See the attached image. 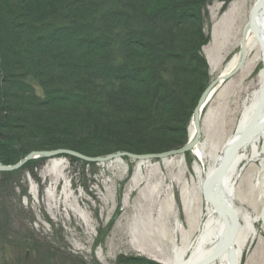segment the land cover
<instances>
[{
  "label": "trees",
  "instance_id": "obj_1",
  "mask_svg": "<svg viewBox=\"0 0 264 264\" xmlns=\"http://www.w3.org/2000/svg\"><path fill=\"white\" fill-rule=\"evenodd\" d=\"M211 1L0 0V162L185 145L209 83L201 49Z\"/></svg>",
  "mask_w": 264,
  "mask_h": 264
},
{
  "label": "rangeland",
  "instance_id": "obj_2",
  "mask_svg": "<svg viewBox=\"0 0 264 264\" xmlns=\"http://www.w3.org/2000/svg\"><path fill=\"white\" fill-rule=\"evenodd\" d=\"M258 1L212 0L207 6L209 25L204 32L210 41L201 55L208 67V85L222 79L226 65L239 54L242 34ZM245 54L240 70L226 83L220 80L204 106L198 143L205 144L209 155L220 153L236 133L244 102L260 88L258 75L264 63L255 60V51ZM192 125L190 120L188 134ZM197 146L167 159L122 157L95 164L59 156L0 172V264H119V258L129 257L172 264V247L184 239L194 240L206 213L193 165L198 162L204 177L207 164L197 161ZM25 157L12 165L0 163L12 167ZM52 160L63 163L53 167ZM140 162L143 168L137 173ZM241 168L234 183L235 205L259 218L264 192L256 186L258 165ZM258 221V236L240 264H264V226Z\"/></svg>",
  "mask_w": 264,
  "mask_h": 264
},
{
  "label": "bare ground",
  "instance_id": "obj_3",
  "mask_svg": "<svg viewBox=\"0 0 264 264\" xmlns=\"http://www.w3.org/2000/svg\"><path fill=\"white\" fill-rule=\"evenodd\" d=\"M259 8H257L255 11L254 19L250 24V27L246 30L245 34H242V36H245V39L241 38L240 44H244V47H241L244 49V53L248 52L249 54L250 51H255V60L264 63V10ZM241 48L238 52L239 54L233 57L222 71V79L227 77V75L236 69L237 63L240 62L239 55ZM245 56L246 54H244V57L242 58V65L245 63ZM258 81L260 88L253 92L252 95L244 102L237 131L225 142L222 151L218 154L215 153L209 155L204 143H201L200 145L198 143L197 145L199 147L197 146L198 148L194 150V155L196 156L197 161L205 162L207 164L204 177L203 169L200 167L198 162H195L193 165V172L198 180V190L203 191V194L205 192V189H203L204 183L209 179V177L216 173V171L224 163H228V166L225 167L223 177L218 183H214L212 189L208 193L209 197H211L213 201L218 204H222L226 208H213V206H211L208 202L206 194H204L203 198L205 199L204 202L206 205V213L202 214V219L199 226L197 227V236L194 240L184 239L181 245L176 243L172 247V264H240V260L244 253L258 236V231L255 227V224L259 222L258 220H261L262 225L264 226V204L259 218L253 217L245 209L237 207L235 205L236 186L234 184L238 174H240L239 172L242 169L241 167L243 164L256 163L258 165L256 186L262 192H264V159L259 155V153H262L263 151L261 146L264 142V107L262 108L261 112H255L257 105L256 103H258L259 100L264 101L263 68L260 70L258 75ZM214 82V80L210 81V85ZM224 83H226V81ZM210 85L204 89L203 93L198 99V102L205 91L208 90ZM214 91L212 94H209L213 95ZM209 94H207V98L210 96ZM198 102L192 111L191 120L194 118V113ZM203 110L204 107L199 112L200 135L201 122L204 113ZM249 123H251L254 127H260L261 130L257 129V132H255V134L238 149L233 158H230V161H226L225 154L227 153V150L239 137V132ZM192 128L193 130L191 129L190 133L187 135V138L190 137V140H193V137L195 136L194 126ZM262 154L264 156V153ZM60 157L66 158V156ZM62 163L63 162L60 160H52L53 167H57ZM104 163L107 162L100 164ZM116 163L122 164L121 161H117ZM181 163H183V161H181ZM142 168L143 163H138L136 169L137 173H140ZM176 226L177 227L175 231L177 232V229H180V224L177 222ZM228 242L229 244H227Z\"/></svg>",
  "mask_w": 264,
  "mask_h": 264
},
{
  "label": "water",
  "instance_id": "obj_4",
  "mask_svg": "<svg viewBox=\"0 0 264 264\" xmlns=\"http://www.w3.org/2000/svg\"><path fill=\"white\" fill-rule=\"evenodd\" d=\"M263 2H264V0H260L253 7V9L251 11L250 19H249L250 23L245 28L244 34L246 33V30L250 27V24L253 22L256 9L260 7L259 9L264 10ZM243 38L245 39V36H243ZM241 47H244V44H241ZM243 51H244V49L241 48L240 55H239L240 56V62L237 63L236 69L233 72H231L229 75H227V77H224L223 79H221V78L220 79H216L215 82L212 83L210 85V87L208 88V90L205 91V93L202 95L200 101L198 102V105H197L195 113H194V118L192 120V124H193L192 127L194 126L195 136L193 137V140H190V142L186 146H184L182 149H179V150H176V151H170V152H167V153H164V154H160V155H149V156H134V155H130L128 153L119 152V153H116L114 155H109V156H104V157H97V158L86 157L84 155H81V154H79L77 152L70 151V150L31 152L18 165H15V166H12V167H6V166H3L0 163V172H9V171H13V170L19 169L27 161H30V160H34V159L43 160V159H50V158L59 157V156H69V157H72L74 159H78L80 161L86 162V163H95V164L108 162V161H111V160H114V159H119V158H122V157H128V158H130L132 160H142L143 161V160H151V159H167V158L172 157V156H181L184 153L192 150L198 144L199 136H200L199 112L206 105L207 100H209V98L211 96L210 94H212V92L214 90H216L217 87H219L222 83L227 81L237 71H239V69H240V67L242 65V58L244 57V54H245ZM220 80H222L221 84L219 83ZM207 94L210 95L208 98H207ZM263 107H264V101L259 100V102L256 105L255 112L256 113H258L259 111L261 112ZM253 118H255V117H253ZM255 127L251 123H249V124H247V126L245 128H243L239 132L240 133L239 137L233 142V144L230 146V148L227 150V153L225 154L226 161H230V158H233V156L237 153L238 149L245 142H247L248 139L251 138L255 134V132H257V129L261 130L260 127H256V128ZM261 148L263 149L262 153H264V142L262 143ZM227 166H228V163H224L216 171V173H214L211 177H209V179L203 185V189H205L204 194H206V197H207L208 202L210 203V205L213 206V208H215V209L216 208L220 209V207H222L224 209L226 207H224L222 204H218L215 201H213V199L211 197H209L208 193L212 189L214 183L215 182L218 183L221 180V178L224 175L225 167H227ZM227 244H229V242Z\"/></svg>",
  "mask_w": 264,
  "mask_h": 264
}]
</instances>
